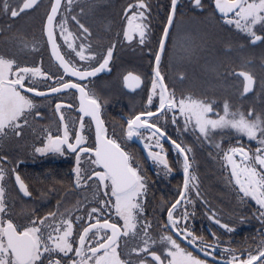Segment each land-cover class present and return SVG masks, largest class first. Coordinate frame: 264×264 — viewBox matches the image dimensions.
I'll list each match as a JSON object with an SVG mask.
<instances>
[{"label":"snow or ice","instance_id":"6c2138e0","mask_svg":"<svg viewBox=\"0 0 264 264\" xmlns=\"http://www.w3.org/2000/svg\"><path fill=\"white\" fill-rule=\"evenodd\" d=\"M193 4L200 5V0H192ZM215 9L218 10L222 26L235 25L251 37L253 45L260 41L264 43V35L257 34L264 31V0H214ZM50 6L45 9L40 24V39L46 37L47 46H50L51 56L58 61V69L62 68L65 74L58 77L51 73V85L28 87V80L36 78H49L50 71H44L41 66H30L20 61L15 54L0 52V144L6 145L10 136L20 138L24 135V129L29 126L27 117L35 111L36 103L29 93H37L40 96H53L61 94L65 90L78 91L79 93V125L70 130L69 122L63 109H71L75 102L67 104L64 99H57L55 111L59 113V122L63 126L62 135H53L48 131L42 143H37L33 151L38 154L48 152L64 153V145L67 150L74 152L75 162L71 174L75 179L73 187H95L94 203L96 207L88 209V219L84 220L79 213L82 206L77 202V207L61 209L60 202L54 211L41 216H35L25 223H17L11 210L6 204L5 177L15 175V182L19 190L26 196H30L28 185L21 179V175L15 168L5 167L9 163L8 155H0V264H210L209 259H202L187 247L182 246L183 241L195 244L205 252L204 237L198 236L189 230L187 223L180 226L181 217L177 209L183 200L188 203L186 191L193 185L197 178L192 172V164L189 153L190 146L178 142L168 135L164 127L159 126V121L152 122L155 115L172 113V124H178V117L183 116L185 128L193 123V128L198 130V135L208 140L210 133L215 130L227 128L235 129L238 133L246 134L250 139L257 138L259 147L255 155L247 147H230L224 150V159L231 165L230 177L234 178L235 185L239 186L236 195L241 200L250 197L259 206V215L264 222V114L257 115L254 108L248 109V114L231 110L228 101H225L223 114L214 112L210 103L195 98L193 95L180 94L177 99L174 89H169L166 76L162 69V58L167 52V38L176 24V12L178 0H171L170 9L167 11L166 22L163 23V33L159 37L158 47H149L151 6L147 0H134L123 8L127 19L122 24L123 37L128 41H134V35H139V45L147 49L146 55L152 56L151 87L147 90V104L154 111L137 112L127 119L126 125L121 131L129 138L139 136L142 140L144 132H147L152 140L156 141L153 150L151 143H144L150 157L157 166H163L169 172L171 167L167 159L163 144L157 136L166 137L170 141L178 155L183 156L184 186L179 189L180 195L167 209V224L174 231H166L159 236L160 244L150 235L151 221H140V215L145 213V207L141 197H147L148 181L142 175V169L134 157L122 147L118 137L109 133L106 121L102 117L103 104L97 93L84 83L89 77L95 76L103 70H110L115 41L109 40L106 51L104 45H100V51L94 50L90 43L94 35L92 24L86 18L88 11L81 6L79 12L71 16V20L78 25L77 33L68 30V12L75 11L72 0H49ZM39 7V0H0V13L9 16L10 19L18 18L26 10ZM60 29V35L68 49L75 52V56L81 62L77 64L68 56L71 53L61 51V45L57 42L56 29ZM119 36V33H117ZM73 39L69 42V38ZM12 41L27 48L36 47L35 38L26 41L20 33L10 35L5 43ZM231 45H229V48ZM190 51V49H186ZM102 57V59H101ZM98 62V63H97ZM95 65V66H93ZM264 68V63L261 64ZM237 74L244 77L245 93L253 89L256 75L250 70L237 69ZM185 74L180 73L183 77ZM79 78L80 82L76 81ZM129 88L141 83L142 78L132 72L123 77ZM158 96L159 104H154V97ZM249 116L255 118H249ZM35 118L42 119L39 112H35ZM90 118V119H88ZM87 121V124H86ZM94 125V146L85 147V143L92 142V126ZM74 133L75 139L72 140ZM87 133V135H86ZM211 143V141H209ZM4 149L0 148V152ZM236 154L243 163V167L237 162ZM90 173V174H89ZM197 190V196H199ZM87 203V202H86ZM31 214V213H30ZM7 215L8 218H5ZM209 216L216 225H220L229 232L235 230V224L224 222L223 215L218 214L215 207L210 208ZM115 217V221L113 219ZM189 217L187 210L183 213L186 222ZM241 220L244 217H240ZM123 221L120 223L119 221ZM84 225L78 228L77 224ZM177 234H179L177 236ZM78 235V239H77ZM211 235L215 238L211 251H206L207 257H212L217 249L220 237L216 232ZM182 238V240H181ZM124 243L121 245L120 241ZM221 255L231 252L232 256L227 260L217 261V264H264V239L260 246L250 249L245 257L236 254L237 250L228 247V242H221ZM163 247V251H153V247ZM71 256V259L68 257ZM164 257H169L166 261Z\"/></svg>","mask_w":264,"mask_h":264},{"label":"flooded vegetation","instance_id":"af4514ba","mask_svg":"<svg viewBox=\"0 0 264 264\" xmlns=\"http://www.w3.org/2000/svg\"><path fill=\"white\" fill-rule=\"evenodd\" d=\"M72 2L76 7L75 11L68 12L69 31L77 33L78 25L71 20V16L79 12L81 6H84L88 11L86 18L92 24L94 32L90 41L94 50L99 52L100 45L103 44V50L106 51L108 41H115L110 70H103L86 79L84 83L90 85L100 97L103 104L102 117L106 121L109 133H114L118 137L122 147L138 162L143 170L142 175L147 177V197H141L145 213L140 215V221L141 223L146 220L151 221L149 234L157 240L159 245L160 235L166 231H174L167 224V209L171 206V202L180 195L179 189L184 186L183 156L177 154L166 137L157 136L166 152L171 167V172H169L162 165L158 167L148 157L147 150L143 147L144 143H151L153 150L159 151V149L155 147L156 141L152 140L147 132L143 133L145 139L142 140L135 135L129 138L121 131L130 116L137 112L154 111V108L147 104V90L151 87V64L154 62V53L152 56L145 54L147 49L139 45L138 34L134 35V41H128L123 37L122 24L127 23L123 8L128 3H133L134 0H72ZM147 2L151 6L149 47L154 48L158 47L159 37L163 33V23L166 22L171 0L168 9L169 0H147ZM64 3L66 5L67 0H64ZM49 6V0H39V7L26 10L15 19H10L9 16L0 13V52L13 53L20 61L26 62L30 66L39 65L44 71H50L49 78L41 77L28 80V87L53 86L51 85V73H55L58 77L67 75L68 78H73L71 74H65L62 68L57 70L58 61H55L51 56V49L50 46H47L46 37L43 40L40 39L41 18ZM181 7L179 16L216 14L219 27L233 28L234 33H243L241 30H236L235 26H222L214 0H200V5L193 4L192 0H182ZM182 21L183 23L172 28L167 38V52L162 58V69L166 76V83L169 89L175 90L177 99L180 98L181 93L199 98L205 94L202 91L204 77L197 73L177 72L175 65L189 62L197 65L212 59H206L204 56L190 57L192 54H198L200 44L181 40V37L188 38L190 29L187 19L183 17ZM259 28L260 26L257 25V34L264 35V31H260ZM15 33H20L26 41H32L35 38L36 47L25 48L18 42L13 43L12 41L5 43V39ZM56 35L57 42L61 45V51L66 54L71 53L68 58L75 63H84L75 56L74 51L68 49L63 36L60 35L59 28L56 29ZM72 39L70 37L69 42ZM243 40L250 47L260 46L259 48L264 51V43L257 41L253 45L248 34L243 36ZM76 42L77 44L81 42L78 39V33ZM247 44L246 47H248ZM186 49H190V51H186ZM216 53L214 112L223 114L224 103L228 101L232 111L244 112L247 115L248 109L254 108L257 115L264 114V68L261 67V64L264 63V56L260 59L261 62L255 63L254 57L238 58L235 55L222 59V57L218 58V50ZM238 62L240 67L237 65ZM256 65L258 71L254 70ZM237 69L250 70L255 73L256 80L249 93H244V80L237 74ZM129 72L142 78L141 83L131 90L126 88L123 79L124 75ZM180 73L185 75L181 77ZM76 81L80 82L79 78H76ZM24 92L34 99L35 111L27 117L29 126L24 129L22 137L10 136L6 145L0 144V148L4 149L0 155L9 156L10 162L5 167L15 168L20 173L21 179L28 185L31 195L26 196L19 190V186L15 182V175L12 174L10 178L6 176L4 180L5 202L17 223H25L35 216L54 211L57 202H60L62 210L74 209L79 202L82 209L79 213H74L73 219H75V215H82L87 221L88 209L96 207L94 203H91L94 199L95 187L80 189L73 187L75 177L71 174V169L75 162L74 152L67 150L66 145H64V153L38 154L33 151L37 143H42L48 131H51L53 135L63 134L59 113L55 111L57 99L66 100L67 104L75 102L73 108L65 107L63 111L69 122L70 130L79 125V93L75 90H65L58 95L40 96L37 93H29L27 88L24 89ZM154 104H159L158 96L154 97ZM35 112H39L43 118H35ZM249 118L255 117L249 116ZM184 119L182 115L179 116L178 124L173 125L171 112L167 113L166 117L165 115H155L152 118L153 123L159 121V126L164 127L168 135L192 148L189 159L192 164V172L197 179L192 182L193 186L186 191L188 203L185 204L182 200L177 209V214L181 217L180 226L183 227L187 223L190 231L195 232L198 236H203L204 245L202 247L206 245V251L212 250L211 245L215 239L211 235L212 232L217 233L220 241L217 242V249L212 257H207L206 251L201 252L195 244L190 243V240L183 241L181 238L182 246L187 247L189 251L202 259H209L210 264H217V261L227 260L233 255L231 252L224 256L221 255L219 250L223 247L221 242H228V247L237 250L236 254L246 257L248 251L260 246L261 239H264V222L261 221L259 215V206L253 199L248 197L241 200L236 195L239 186H234L235 180L230 177L231 165L224 159V150L230 147H247L255 155L256 149L259 147L257 138L250 139L244 133L227 128L215 130V139L210 136L211 143H208L209 141L198 135V130L193 128L194 122L189 123L185 128ZM74 139L73 133L72 140L74 141ZM84 146H94V125L92 126V142H87ZM236 159L243 167L239 154H236ZM197 190H199V196H197ZM212 207L217 209L218 214L223 215L224 222L235 224L234 231L229 232L210 219L209 210ZM185 210L189 213L186 222L183 219ZM240 217H244V219L241 220ZM5 218H8L7 215ZM113 219L115 221V217ZM119 222L123 223L122 220ZM83 226L77 224L78 228ZM123 243L124 241L121 240L120 244ZM152 250L162 252L163 247H153ZM71 258V256L68 257V259ZM168 258L164 257L165 261ZM149 264H151V260H149Z\"/></svg>","mask_w":264,"mask_h":264},{"label":"trees","instance_id":"16d2710c","mask_svg":"<svg viewBox=\"0 0 264 264\" xmlns=\"http://www.w3.org/2000/svg\"><path fill=\"white\" fill-rule=\"evenodd\" d=\"M170 6V0H169V4L167 5V9ZM182 9L181 7V1L178 2V10L176 12V19L180 18L183 20V17L185 19H187V24L190 25V27H196L199 25L203 26H207L209 31L208 33H206L207 35V41L210 43V46L208 47L207 51H208V57L211 58V62L210 61H206L203 62L201 64H197V65H193L190 62L189 63H185V64H176L175 65V70L177 72H190V73H197L200 74L204 77V80L202 81L204 83V87L209 86L208 89H214L215 91V79H214V74H215V66H216V57H217V50H218V58L222 57V59L226 58V57H233L236 55V57L238 58H243V57H254V62H261L260 59L264 56V51L259 48L260 46L253 48L250 47L246 41L243 40V33L242 32H238V33H234L233 28H222L219 27L218 25V15L216 14H208V15H199V14H190L188 17L185 16H179L180 15V10ZM179 14V15H178ZM196 29L192 30L191 34H194ZM161 34V32H160ZM200 35V30L199 32L194 36H191L190 40L191 41H199V35ZM183 40V39H181ZM201 40H203V37H201ZM246 44L248 45V47H246ZM229 45H231V47L229 48ZM200 47V45H199ZM202 54V55H200ZM197 56H206V51L205 54L202 53V50L200 49L198 51V54L195 55H191V57H197ZM214 61V62H213ZM240 62V61H239ZM239 62L237 63V65L240 67L241 65L239 64ZM202 64H207L208 68L204 70L205 73H209L208 75H206L203 72V68H202ZM257 65L255 66L254 70H257ZM205 76H208L210 78H205ZM215 93H210L208 96V98L210 96L213 97Z\"/></svg>","mask_w":264,"mask_h":264},{"label":"rangeland","instance_id":"374dc122","mask_svg":"<svg viewBox=\"0 0 264 264\" xmlns=\"http://www.w3.org/2000/svg\"><path fill=\"white\" fill-rule=\"evenodd\" d=\"M181 2H182V0H180ZM211 15V14H210ZM180 23H183V21H182V19H180V18H177L176 19V24L175 25H179ZM232 26H235V25H232ZM194 29H196L195 30V32H194V34L196 35L198 32H199V30H200V35H199V41H191L190 40V38H191V36H194V34H191L192 33V30H194ZM236 30H239L240 31V29H236ZM208 31H209V29H208V27L207 26H203L202 27V25H199V27L198 26H196V27H190V29H189V34H188V38H183V37H181V39H183V40H185V41H188V42H194V43H199L200 44V48L199 49H201L202 50V53L203 54H205V51H206V56H205V58L207 59V58H209L208 57V51H207V49H208V47L210 46V43L207 41V35H206V33H208ZM242 31V30H241ZM243 33L244 34H247V33H245L244 31H243ZM201 37H203V40H201ZM192 47V46H191ZM199 47V46H198ZM192 55H194V54H192ZM200 55H202V54H200ZM191 57V56H190ZM210 59V58H209ZM211 62V61H210ZM214 62V61H213ZM191 63V62H190ZM202 66V68H203V72H204V70L205 69H207L208 67V65L207 64H202L201 65ZM205 73V72H204ZM205 74H207V73H205ZM209 74V73H208ZM205 78L207 79V78H210V77H208V76H205ZM210 79H213V78H210ZM215 79V78H214ZM200 83H201V81H200ZM203 83V82H202ZM203 85H204V83H203ZM209 88V86H207V87H204L203 86V88H202V91L205 93L204 95H202L201 97H199L198 99H202V100H204V102L205 103H210V104H212V106H213V108H214V98H215V94L213 95V97L212 96H210L209 98H208V96H206V95H209L210 93H214L215 91H214V89H208ZM195 97V96H194ZM196 98V97H195ZM212 134L214 135L213 137H212ZM211 136V138L212 139H215V132H213V133H210V135H209V137ZM208 141H209V139H208ZM209 143V142H208Z\"/></svg>","mask_w":264,"mask_h":264},{"label":"water","instance_id":"95a60500","mask_svg":"<svg viewBox=\"0 0 264 264\" xmlns=\"http://www.w3.org/2000/svg\"><path fill=\"white\" fill-rule=\"evenodd\" d=\"M217 12H218V10H217ZM251 43H252V41H251ZM240 76H241V77L243 78V80H244V77H243L242 75H240ZM125 86H126L127 89H130V90H131V88H129L127 84H125ZM250 91H251V90H250ZM244 93H245V92H244Z\"/></svg>","mask_w":264,"mask_h":264}]
</instances>
